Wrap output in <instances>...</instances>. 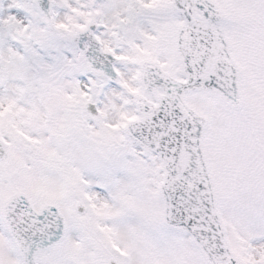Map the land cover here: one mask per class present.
I'll use <instances>...</instances> for the list:
<instances>
[{"label":"snow or ice","instance_id":"snow-or-ice-1","mask_svg":"<svg viewBox=\"0 0 264 264\" xmlns=\"http://www.w3.org/2000/svg\"><path fill=\"white\" fill-rule=\"evenodd\" d=\"M0 264H264V0H0Z\"/></svg>","mask_w":264,"mask_h":264}]
</instances>
